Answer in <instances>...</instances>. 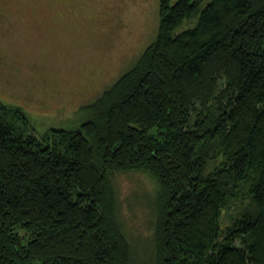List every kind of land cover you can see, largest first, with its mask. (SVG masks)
I'll return each mask as SVG.
<instances>
[{"label": "trees", "instance_id": "1", "mask_svg": "<svg viewBox=\"0 0 264 264\" xmlns=\"http://www.w3.org/2000/svg\"><path fill=\"white\" fill-rule=\"evenodd\" d=\"M82 111L36 134L0 99V264H137L128 169L155 181L152 264H264V0H159L154 37Z\"/></svg>", "mask_w": 264, "mask_h": 264}, {"label": "rangeland", "instance_id": "2", "mask_svg": "<svg viewBox=\"0 0 264 264\" xmlns=\"http://www.w3.org/2000/svg\"><path fill=\"white\" fill-rule=\"evenodd\" d=\"M158 6L159 0H0V99L21 106L36 134L79 122L82 106L154 37ZM113 179L136 262L152 264L155 181L138 169Z\"/></svg>", "mask_w": 264, "mask_h": 264}]
</instances>
